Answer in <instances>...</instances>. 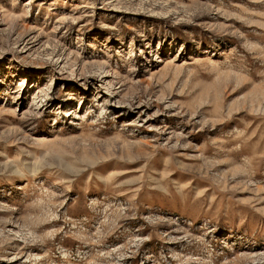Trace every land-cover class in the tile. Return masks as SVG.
<instances>
[{
    "label": "rangeland",
    "instance_id": "374dc122",
    "mask_svg": "<svg viewBox=\"0 0 264 264\" xmlns=\"http://www.w3.org/2000/svg\"><path fill=\"white\" fill-rule=\"evenodd\" d=\"M0 264H264V0H0Z\"/></svg>",
    "mask_w": 264,
    "mask_h": 264
},
{
    "label": "bare ground",
    "instance_id": "6f19581e",
    "mask_svg": "<svg viewBox=\"0 0 264 264\" xmlns=\"http://www.w3.org/2000/svg\"><path fill=\"white\" fill-rule=\"evenodd\" d=\"M94 79V78H93Z\"/></svg>",
    "mask_w": 264,
    "mask_h": 264
}]
</instances>
